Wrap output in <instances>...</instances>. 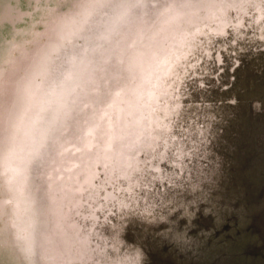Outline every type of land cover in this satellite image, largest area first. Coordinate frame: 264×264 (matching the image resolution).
Instances as JSON below:
<instances>
[{"label":"rangeland","instance_id":"1","mask_svg":"<svg viewBox=\"0 0 264 264\" xmlns=\"http://www.w3.org/2000/svg\"><path fill=\"white\" fill-rule=\"evenodd\" d=\"M170 1L184 4L179 8L183 14L177 15L181 22L179 30L161 31L158 37L133 33L112 41L119 49L116 63L128 65L130 70L123 68L120 74L121 66H117L109 83L105 85L104 80L100 83L104 93L97 92L90 100L88 95L79 98L78 106L72 108L71 126L54 135L46 147L50 159L54 156L49 163L47 184L36 177L31 179L33 171L28 174V162L6 157L15 132L11 126L15 129L13 121L20 110L14 88L18 86L17 78L28 75L38 54L65 59L63 51H54L55 44L61 40L57 34L65 32L68 38L72 33L69 26L94 12L93 6L99 0H5L7 4H0L3 13L0 20V264H79L68 259L78 250L71 224L79 223L86 229L95 226L93 212L104 224L102 231L113 233L107 223L111 218L117 221L118 214L107 194L118 186L119 178L111 143L123 139H117L118 132H128L125 134L128 136L132 121L148 124L150 115L158 114V103L169 106L175 101L180 103L176 119L181 127L194 131L184 141L192 163L198 165L194 166V179L171 178L163 183L154 182L141 191L147 205L158 203L153 212L158 215L160 210H164L163 214H173L179 209L187 211L199 202L209 208L226 203L223 195L228 180L222 178L224 172H216L213 160L217 154L228 158V143L236 145L245 129L251 127L264 137V126L260 127L264 112H259L260 108L264 111V0H167L166 3ZM100 11L109 13V8ZM62 12L66 14L64 27L58 21ZM148 15L152 17L154 12ZM226 26L228 32L222 34ZM85 37L86 34L73 35L82 47ZM66 42L61 40L67 50ZM101 42L99 38H90L92 45ZM103 62L106 65L110 60L97 57L96 63L103 66ZM35 79L43 81L41 75H35ZM151 95H156L155 99ZM144 106H149V113H143ZM250 106L255 107V115L248 125H241L239 117ZM49 111L43 106L34 116L42 122L52 120ZM199 128L207 131L206 136L198 134ZM17 167L21 168L19 173L15 171ZM172 167L167 161V170L171 172ZM89 171H98L92 186L83 183ZM240 182L241 179L236 183ZM197 183L201 188H195ZM181 185L187 188L178 189ZM81 187L83 192L79 190ZM91 191L95 198L88 196ZM36 200L37 207H33ZM52 203L54 206L49 207ZM141 206L134 208L132 217L143 211L144 205ZM47 217L61 223L63 234L55 237V241L65 242L64 246L54 245L47 237ZM55 227L53 224L50 229ZM66 235L73 241L69 248H66ZM91 238L100 246L94 253L96 264H118L121 255L112 241L107 244L99 236Z\"/></svg>","mask_w":264,"mask_h":264},{"label":"water","instance_id":"2","mask_svg":"<svg viewBox=\"0 0 264 264\" xmlns=\"http://www.w3.org/2000/svg\"><path fill=\"white\" fill-rule=\"evenodd\" d=\"M4 1L2 3L1 0L0 4H7ZM166 1L126 0L120 3L119 0H99L93 6L94 12H89L88 17L69 26L72 33L68 34V38L65 32L57 34L59 39L68 41L67 50L61 45V40L54 47L56 53L63 51L66 54L65 59L48 53L38 54L28 75L17 78L18 86L14 90L20 110L15 114L17 120L13 121L15 129L11 126L15 132L10 139L12 145L6 157L28 162V174L33 171L31 179L36 177L41 183L47 184L49 163L54 156L50 159L46 147H49L54 135L66 131V126H71L72 108L78 106L82 96L88 95L90 100L97 92L99 95L104 93L105 89L100 87V83L102 80L105 85L109 83L117 66H121L120 74L124 72L123 68L130 70L128 65L116 63L119 49L112 41L133 33L158 37L161 31L180 29L178 26L181 22L177 15L182 13L179 8L184 4ZM107 7L109 13L100 11ZM95 12L99 13L92 17ZM148 12H154V15L150 17ZM2 15L0 8V20ZM58 21L64 27L66 14L62 12ZM228 29V26L222 28L221 33H227ZM79 34H86L83 47L73 39V35ZM90 38H99L103 42L92 45ZM99 56L105 61L110 60V63L105 65L103 62V66L102 63H96ZM35 75H41L43 81L35 79ZM151 96L154 99L156 97ZM157 105L158 114L150 115L148 124L132 121L128 136L125 135L128 132H118L117 139H123L111 143L117 158L119 178L118 186L109 189L107 194V199L113 200L114 210L118 214L117 221L111 218L107 223L113 233L102 231L104 224L101 220L99 222L96 212L92 213L96 225L91 228L86 229L79 223L71 224L76 237L73 241L77 243L78 250L76 255H69L68 259L79 264H96L94 253L100 246L91 237L99 236L107 244L111 241L114 243V248L121 255L118 264H264V137L253 132L251 127L245 129L239 134L236 145L228 143V158L217 154L213 160L216 172H224L221 176L228 180L223 195L226 201L224 205L209 208L199 202L187 211L179 209L173 214H163L164 210H160L156 215L153 212L158 203L147 205L146 196L141 194L143 190L150 188L154 182L163 183L171 178L189 176L194 179V166L198 165L194 161L192 163V155L184 141L194 131L181 127L176 119L175 113H179L180 103L175 101L171 106L162 103ZM43 106H46V111L53 109L51 113L48 112L53 115L52 120L42 122L40 117L34 116ZM141 109H144L143 113L150 112L149 106ZM255 110L254 106H250L247 112H243L238 120L240 124L248 125ZM259 112L262 114L264 111L260 108ZM262 126L264 121L260 124ZM197 132L203 137L207 134L200 128ZM120 133L123 136L120 137ZM167 161L173 166L171 172L166 168ZM20 170L19 167L15 169L17 173ZM199 171L202 172V168ZM24 172L27 173V169ZM97 173L89 171L83 177V183L92 186ZM206 177L210 178V175ZM240 179L241 182L236 183ZM181 186L178 189L187 188ZM195 188H201L200 183ZM79 190L84 191L83 187ZM88 196L95 198L93 191ZM37 204L36 200L33 207H37ZM141 205H144L143 211L132 217L135 215L134 208ZM53 206L52 203L49 207ZM51 219L53 222H50ZM45 223V233L50 241L56 246L60 243L64 246L65 242L55 241V237L63 234L59 220L47 217ZM50 223L56 226L55 229H50ZM68 238L66 235V248L73 242Z\"/></svg>","mask_w":264,"mask_h":264}]
</instances>
